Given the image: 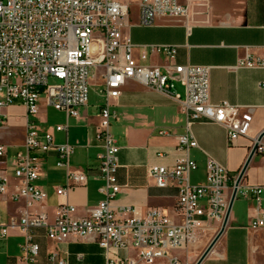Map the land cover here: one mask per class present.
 I'll use <instances>...</instances> for the list:
<instances>
[{"label":"built area","instance_id":"1","mask_svg":"<svg viewBox=\"0 0 264 264\" xmlns=\"http://www.w3.org/2000/svg\"><path fill=\"white\" fill-rule=\"evenodd\" d=\"M185 1L134 0L137 23L150 26L158 17H185ZM129 12L127 0H0V127L5 118L1 110L5 107L22 105L26 116L23 142L10 159L13 176L18 181L13 200L27 197L30 202H40L44 199V191L34 182L39 176L40 161L47 153H54L55 165L65 170L67 184L55 188L57 196H65L69 185L86 182L83 172L70 167L73 146L67 142L55 143L51 133L38 128L34 118L41 96L46 106L63 112L66 117L77 118L78 109L88 100L89 81L100 68L104 95L95 134L103 149L98 155L102 180L99 191L103 198L81 217L74 216L73 205L60 202L51 221L43 212L26 211L6 222L0 220V239L7 237L10 230H17L23 238L14 264H37L39 245L33 240L37 229L55 241L70 236L92 237L105 252V264H181L174 251L186 249L195 241L196 232L209 223L217 222L221 226L239 172L230 173L208 157L205 181L191 184L189 176L197 164L188 157L187 151L198 146L190 125L199 120L221 125L227 144L234 145L239 138L247 136L251 111L248 106L226 101L210 102V67L175 64V46L133 44L124 33ZM136 46L142 59L152 53L163 54L168 60L164 70L136 61L133 56ZM237 66L264 69V57L247 55L238 60ZM49 78L55 82L48 83ZM127 80L173 98L185 114V132L177 137V144L186 154L172 166L147 167L156 186H177V220L158 207L139 213L130 205L111 204L121 185L116 179L119 146L110 132V119L116 118L110 109V100L119 96ZM176 84L182 87V94L176 91ZM54 130L66 131L67 125H55ZM158 134L167 132L159 130ZM253 145L255 153L264 157V130L252 139ZM7 154L8 146L0 144V196L8 188ZM263 192L264 183L239 182L236 186L235 196L250 198L255 203L252 228L264 227ZM131 249L135 259L115 253L118 250L127 253ZM47 264L71 263L52 251L47 256Z\"/></svg>","mask_w":264,"mask_h":264},{"label":"crops","instance_id":"2","mask_svg":"<svg viewBox=\"0 0 264 264\" xmlns=\"http://www.w3.org/2000/svg\"><path fill=\"white\" fill-rule=\"evenodd\" d=\"M185 3V17H158L150 26L137 23L136 7L126 18L124 33L129 35L135 45L175 46V64L210 67V102L226 101L249 107L252 121L247 136L239 138L234 145L227 144L226 132L221 125L205 120L194 121L190 125L198 147H191L187 151L188 157L197 164V168L190 173L189 181L191 184H201L205 181L208 157L235 174L240 171L249 155L252 139L264 130V69L237 66L238 60L247 55L264 57V0H186ZM133 56L139 63L157 67L161 71L168 63L161 53L140 58V48L137 46L133 50ZM101 70L97 69L91 77V98L78 109L77 118L66 117L63 112L55 109L48 113L41 110V107L34 118L39 120L38 128L41 131L53 135L55 143L67 142L73 146L69 158L70 167L86 175L84 184L67 186L65 196H57L55 193L57 186L67 184L65 170L55 165L54 153H47L40 161L39 176L34 182L44 191V199L40 202H30L27 197L12 199L18 181L13 176L10 159L16 147L23 142L26 116L24 106L19 104L1 110L5 118L0 127V144L8 146V188L0 196V207L5 212L4 217L0 215L2 222L10 217H18L24 211L43 212L51 221L60 202L73 205L76 208L74 216L81 217L103 198L99 191L102 180L98 169V155L103 149L95 137L100 122L99 111L104 103V95L101 93L103 79L99 74ZM175 89L182 94L179 84H176ZM110 109L116 114V118L110 119V132L119 146L116 179L121 185L111 204L130 205L139 213L158 207L177 220V186H156L147 173V167L172 166L177 158L186 154L177 144V137L185 132L186 122L179 103L150 86L127 80L121 87L119 96L110 100ZM55 125H67V130L55 131ZM14 126L22 128V138L18 141L11 140L9 136L8 128ZM159 130H165L167 134H158ZM193 172L201 173L198 179L195 178V182H191ZM240 182L264 183L263 156L254 153ZM261 208L264 211V192ZM255 216L254 201L240 195L235 196L224 230L199 264H264V227L250 226ZM219 228L217 222L209 223L196 232L193 243L173 254L181 264H194ZM22 240L17 230H10L7 237L0 239V264H14L20 254ZM33 240L39 245L37 264H47V256L52 251H56L71 264L106 262L104 250L92 237L70 236L65 240L55 241L46 238L42 229H37ZM115 253L120 257L127 254L136 258L132 249L127 253L122 250Z\"/></svg>","mask_w":264,"mask_h":264},{"label":"water","instance_id":"3","mask_svg":"<svg viewBox=\"0 0 264 264\" xmlns=\"http://www.w3.org/2000/svg\"><path fill=\"white\" fill-rule=\"evenodd\" d=\"M263 134V133H262ZM262 134L260 136H262ZM255 153V145H253L250 149L249 155L244 163V165L241 167L239 173H238V177L234 183V187L232 188V192H231V196L230 199L228 201V205H227V210L225 213V216L222 220L221 226L218 230V232L216 233V235L213 237V239L210 241V243L207 245V247L204 249V251L201 253V255L198 257V259L195 261L194 264H199L201 262V260L204 258V256L208 253V251L211 249V247L214 245V243L216 242V240L218 239V237L220 236V234L222 233V231L224 230V227L226 226L227 220H228V216L231 210V206H232V202L235 198V194H236V186L239 184V182L242 179V176L244 174L245 168L249 162V160L251 159V157L254 155Z\"/></svg>","mask_w":264,"mask_h":264},{"label":"rangeland","instance_id":"4","mask_svg":"<svg viewBox=\"0 0 264 264\" xmlns=\"http://www.w3.org/2000/svg\"><path fill=\"white\" fill-rule=\"evenodd\" d=\"M127 1L130 2V12H133L135 10V8L137 7L136 3L134 2V0H127ZM54 82H55L54 79H52V78L48 79V83H54ZM90 98H91V91L89 90L88 99H90ZM40 107H41V110H46L48 113H51V111H54L52 107L48 106L45 108V106L43 104V96H41ZM35 120H36L37 126H40L39 120L38 119H35ZM8 131L10 133L9 136H10L11 140L18 141L22 138V128L21 127H19V126L10 127V128H8ZM10 148H11V146H10ZM200 175H201L200 172H196V173L193 172L191 175V182H195V178L199 177ZM0 215L2 217L5 216V212L1 207H0Z\"/></svg>","mask_w":264,"mask_h":264}]
</instances>
